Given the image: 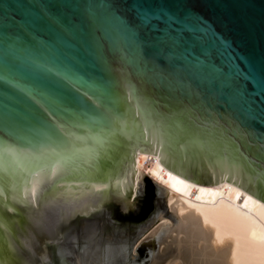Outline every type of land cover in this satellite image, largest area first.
I'll list each match as a JSON object with an SVG mask.
<instances>
[{
	"label": "water",
	"instance_id": "water-1",
	"mask_svg": "<svg viewBox=\"0 0 264 264\" xmlns=\"http://www.w3.org/2000/svg\"><path fill=\"white\" fill-rule=\"evenodd\" d=\"M136 150L264 201V0H0V264L126 215Z\"/></svg>",
	"mask_w": 264,
	"mask_h": 264
},
{
	"label": "bare ground",
	"instance_id": "bare-ground-1",
	"mask_svg": "<svg viewBox=\"0 0 264 264\" xmlns=\"http://www.w3.org/2000/svg\"><path fill=\"white\" fill-rule=\"evenodd\" d=\"M158 155L136 150L131 180L133 192L142 175L162 186L173 216L170 223L158 215L160 223L145 239L148 264H264V201L227 180L190 181L166 168ZM100 252L94 263L82 264H128L121 248Z\"/></svg>",
	"mask_w": 264,
	"mask_h": 264
},
{
	"label": "rangeland",
	"instance_id": "rangeland-1",
	"mask_svg": "<svg viewBox=\"0 0 264 264\" xmlns=\"http://www.w3.org/2000/svg\"><path fill=\"white\" fill-rule=\"evenodd\" d=\"M141 178L133 192L132 206L126 215L121 218L101 216L80 221L67 232L62 242L64 264L94 263L102 257L100 251L107 249L109 252L111 247L121 248L128 264L149 263L145 239L148 240L151 230L160 223L158 215L162 214V219L170 223L173 222V216L167 206L163 189L149 176L142 175ZM167 238L159 243L156 252L164 247V242L169 240ZM95 248L101 250L95 252Z\"/></svg>",
	"mask_w": 264,
	"mask_h": 264
}]
</instances>
